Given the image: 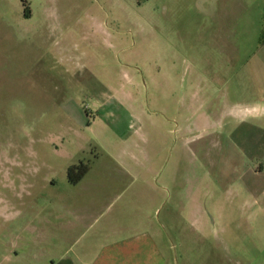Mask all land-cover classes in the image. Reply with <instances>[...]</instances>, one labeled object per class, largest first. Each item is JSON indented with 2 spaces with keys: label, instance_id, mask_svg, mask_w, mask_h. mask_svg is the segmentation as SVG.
Wrapping results in <instances>:
<instances>
[{
  "label": "rangeland",
  "instance_id": "1",
  "mask_svg": "<svg viewBox=\"0 0 264 264\" xmlns=\"http://www.w3.org/2000/svg\"><path fill=\"white\" fill-rule=\"evenodd\" d=\"M263 41L264 0H0V264L124 226L264 264Z\"/></svg>",
  "mask_w": 264,
  "mask_h": 264
},
{
  "label": "crops",
  "instance_id": "2",
  "mask_svg": "<svg viewBox=\"0 0 264 264\" xmlns=\"http://www.w3.org/2000/svg\"><path fill=\"white\" fill-rule=\"evenodd\" d=\"M264 48V41L261 48ZM264 62L258 65L259 70H263ZM255 108V107H254ZM256 109V108H255ZM83 182V181H82ZM81 182V183H82ZM92 190H98V185H90ZM84 216V227H88ZM88 221V217H87ZM98 219H94L90 228L94 227ZM129 231V227L124 226L112 231H105L101 235H93L91 239L83 244L80 249L73 244L64 249L59 259L51 256V251L33 254L34 264H168V259L154 241L152 233L141 231L135 233ZM87 231V230H86ZM124 233V234H122ZM86 232L79 239L86 236ZM86 238V237H85ZM57 249L55 248L53 252ZM45 251V250H44ZM40 252V251H39ZM18 256V254H17ZM6 262L12 261V254H7L4 258Z\"/></svg>",
  "mask_w": 264,
  "mask_h": 264
},
{
  "label": "trees",
  "instance_id": "3",
  "mask_svg": "<svg viewBox=\"0 0 264 264\" xmlns=\"http://www.w3.org/2000/svg\"><path fill=\"white\" fill-rule=\"evenodd\" d=\"M90 170L89 165L81 164L72 166L69 169V180L73 184L80 183Z\"/></svg>",
  "mask_w": 264,
  "mask_h": 264
}]
</instances>
